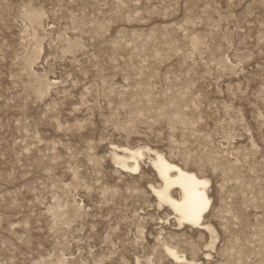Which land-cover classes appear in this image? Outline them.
Instances as JSON below:
<instances>
[{
  "label": "rangeland",
  "instance_id": "rangeland-1",
  "mask_svg": "<svg viewBox=\"0 0 264 264\" xmlns=\"http://www.w3.org/2000/svg\"><path fill=\"white\" fill-rule=\"evenodd\" d=\"M0 264H264V0H0Z\"/></svg>",
  "mask_w": 264,
  "mask_h": 264
},
{
  "label": "bare ground",
  "instance_id": "bare-ground-1",
  "mask_svg": "<svg viewBox=\"0 0 264 264\" xmlns=\"http://www.w3.org/2000/svg\"><path fill=\"white\" fill-rule=\"evenodd\" d=\"M151 153L153 156L150 158V163L161 181V186L152 187L156 198L172 209L179 224L202 226L204 215L211 204L207 189L210 184L209 179L198 176L195 172L167 160L160 152L151 150ZM142 154L143 152L139 148L115 147L113 152L115 160L113 161L123 170L134 171L139 168L137 158ZM131 159L134 160L132 165L128 163V160ZM173 187L178 189L177 197L173 195ZM166 251L174 259L180 258L175 250L166 247Z\"/></svg>",
  "mask_w": 264,
  "mask_h": 264
}]
</instances>
